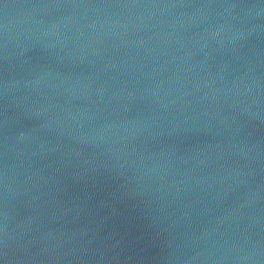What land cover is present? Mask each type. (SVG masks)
Returning a JSON list of instances; mask_svg holds the SVG:
<instances>
[{
	"label": "water",
	"instance_id": "95a60500",
	"mask_svg": "<svg viewBox=\"0 0 264 264\" xmlns=\"http://www.w3.org/2000/svg\"><path fill=\"white\" fill-rule=\"evenodd\" d=\"M0 264H264V0H0Z\"/></svg>",
	"mask_w": 264,
	"mask_h": 264
}]
</instances>
